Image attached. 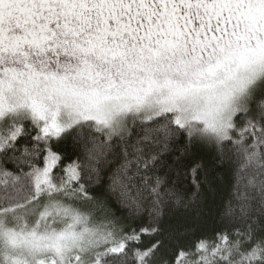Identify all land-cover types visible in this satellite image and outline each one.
I'll use <instances>...</instances> for the list:
<instances>
[{"label": "snow or ice", "instance_id": "6c2138e0", "mask_svg": "<svg viewBox=\"0 0 264 264\" xmlns=\"http://www.w3.org/2000/svg\"><path fill=\"white\" fill-rule=\"evenodd\" d=\"M0 264H264V0H0Z\"/></svg>", "mask_w": 264, "mask_h": 264}, {"label": "trees", "instance_id": "16d2710c", "mask_svg": "<svg viewBox=\"0 0 264 264\" xmlns=\"http://www.w3.org/2000/svg\"><path fill=\"white\" fill-rule=\"evenodd\" d=\"M172 177V180L175 181V175L170 174ZM172 185L170 184L169 187ZM180 186L177 185V192L179 193ZM218 213V202L217 205H209L205 211L203 217L200 219V221L197 223L195 227V235L197 236H209L211 237L213 235V231L215 228L218 227L216 223V216ZM129 227H138L139 222L136 221H128ZM172 223L177 227H183L182 221H180L178 218L173 220ZM143 226H147V220L143 222ZM147 238L144 239V243H147Z\"/></svg>", "mask_w": 264, "mask_h": 264}]
</instances>
